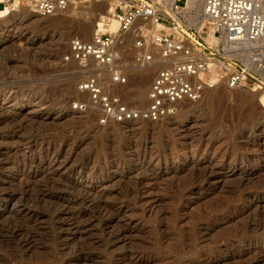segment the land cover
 <instances>
[{
  "label": "rangeland",
  "instance_id": "374dc122",
  "mask_svg": "<svg viewBox=\"0 0 264 264\" xmlns=\"http://www.w3.org/2000/svg\"><path fill=\"white\" fill-rule=\"evenodd\" d=\"M111 5L49 18L0 10V264H264V137L254 139L264 132L261 91L221 86L170 120L107 119L80 91L84 81L97 78L103 97L145 107L160 68L144 75L133 34L119 37L114 67L65 62L71 41L91 40ZM211 169L210 180L196 181ZM16 225L29 240L13 239Z\"/></svg>",
  "mask_w": 264,
  "mask_h": 264
},
{
  "label": "built area",
  "instance_id": "2783aa9c",
  "mask_svg": "<svg viewBox=\"0 0 264 264\" xmlns=\"http://www.w3.org/2000/svg\"><path fill=\"white\" fill-rule=\"evenodd\" d=\"M110 1H115L114 12L101 18L91 40L71 41L65 62L84 70L94 64L114 67L119 37L133 34L138 64L160 68L145 107L129 108L103 97L97 78L84 81L80 91L105 110L107 119L159 122L221 86L264 91V0ZM92 2L105 0H0V5L9 12L22 5L49 18ZM113 21L117 32L111 30ZM114 78L119 84L127 81L118 70Z\"/></svg>",
  "mask_w": 264,
  "mask_h": 264
},
{
  "label": "bare ground",
  "instance_id": "6f19581e",
  "mask_svg": "<svg viewBox=\"0 0 264 264\" xmlns=\"http://www.w3.org/2000/svg\"><path fill=\"white\" fill-rule=\"evenodd\" d=\"M108 2H113V6L111 5V7H110V10H105L104 11V15L106 14V15H110L111 13H113L114 12V5H115V1H108ZM112 4V3H111ZM110 6V5H109ZM104 7V6H103ZM106 7V6H105ZM23 8H26L25 6H22V5H20V6H17L16 5V7H15V9L13 10V11H7L5 8H4V6H1L0 5V10L1 11H3V12H5V13H3V14H9V16H14V13L15 12H17V11H19L20 9L23 11ZM27 9L28 8H26V9H24V10H26L27 11ZM106 9V8H105ZM29 10V9H28ZM2 15V14H1ZM0 15V16H1ZM40 17V16H39ZM102 17H107V16H101L100 17V19H98L99 21L101 20V18ZM98 22V21H97ZM38 23H39V21H38ZM116 23L117 22H115V21H113V23L111 24V30L112 31H115V32H117L118 31V29H119V25L118 26H116ZM118 24V23H117ZM86 26V25H85ZM82 27L81 28V33H82V35H84V36H88V35H90L91 33H92V30H90V28L89 27ZM117 30V31H116ZM93 35H94V31H93V33H92ZM58 42H60V43H65L66 42V40H64V38L61 36V38L58 40ZM141 66V65H140ZM142 67H147V68H145L144 69V75L145 74H148V76H150V75H152V74H154V72H155V70L157 69V66L155 65V64H145V65H143ZM123 76H125L124 74H123ZM145 77H147V76H144V78L142 77V86L140 87V91H139V94H140V98L141 99H144V97L146 96V93L144 92V88H145V85H146V82L148 81V79L147 78H145ZM127 82V81H126ZM151 88V87H150ZM217 90V89H216ZM210 92V91H209ZM149 94V93H148ZM255 96H256V98L258 99V101L262 104V106L264 107V91H261V92H258L257 94H255ZM35 97V96H34ZM3 101L4 102H12V101H14L15 103H17L18 101L17 100H19V99H16V97L14 98L13 96H3ZM19 98V97H18ZM22 98H24V97H22ZM81 98V97H80ZM29 99V98H28ZM1 100V99H0ZM220 100H221V97H220V95L218 94V95H214L209 101H210V104L212 103V104H215V103H218V102H220ZM24 101H26V100H24ZM28 102V101H27ZM30 102V101H29ZM33 102V101H32ZM241 102H243V104L246 102V103H254V99H249L248 97L246 98V97H241ZM256 102V101H255ZM34 103V102H33ZM39 104V103H38ZM256 109V108H255ZM254 115L255 114H252L251 115V117H250V119H252L251 121H254ZM263 115H264V113H263ZM263 115H261L262 117H263ZM176 116H173V117H169V118H175ZM169 118H167L168 120H170ZM167 119H164V120H167ZM7 122V121H6ZM136 122V121H135ZM203 122V121H202ZM255 122V121H254ZM10 124V123H9ZM8 124V125H9ZM205 124V123H204ZM11 125V124H10ZM206 125V124H205ZM199 126H203L202 124L201 125H199ZM11 127V126H10ZM10 129V128H9ZM210 132V131H209ZM255 134H253V136H254ZM262 137H264V132L262 133V135L261 136H255L254 137V139H257V138H262ZM253 138V137H252ZM253 139V140H254ZM248 141V140H247ZM254 142V141H253ZM250 143V141L248 142V144ZM256 143V142H255ZM247 144V147L249 148L250 146ZM252 144V143H251ZM252 145H254V144H252ZM244 146V145H243ZM247 147H245V150H246V148ZM264 148V147H263ZM140 149V151H138V156L140 157L141 155H142V153L143 152H145L144 150L145 149H142V148H139ZM208 149H211V148H208ZM218 150H220V149H218ZM258 149H256V151H257ZM264 149H262V150H260V152L262 153V151H263ZM251 151V150H250ZM258 152V151H257ZM145 153H147V150H146V152ZM214 153V152H213ZM214 155H216V153L214 154ZM225 156V155H224ZM223 156V157H224ZM236 156V155H235ZM215 157V156H214ZM217 157V156H216ZM226 157V156H225ZM260 158V157H259ZM263 158V157H262ZM258 159V158H257ZM260 160V159H259ZM236 161V160H235ZM254 161V160H253ZM53 162V161H52ZM198 163V162H197ZM196 167V166H195ZM198 167V166H197ZM199 168V167H198ZM213 168H214V166H213ZM235 169V168H234ZM31 170V169H30ZM212 170V169H211ZM33 172V171H32ZM31 172V173H32ZM199 173V172H198ZM201 173V172H200ZM214 173H215V171H210V170H206V171H203L201 174H197L196 176H195V178L197 179L196 181H198V182H200V181H208V180H210V177L212 176V175H214ZM35 174V173H34ZM33 174V175H34ZM37 174V173H36ZM216 174V173H215ZM195 175V174H194ZM34 176H36V175H34ZM78 176H80L81 177V179L82 178H85L84 177V175L83 174H78ZM201 179V180H200ZM30 180V179H29ZM28 180V181H29ZM91 180H92V178H91ZM192 180H194V178L192 179ZM200 180V181H199ZM31 181V180H30ZM195 181V180H194ZM202 181V182H203ZM197 182V183H198ZM192 183V182H191ZM196 184V183H195ZM95 209H101V211L103 210V213H108L110 216H111V211L112 210H110L108 207H101V206H98V207H96ZM113 216H118V214L117 213H113ZM260 225V224H259ZM264 227V226H263ZM9 230H10V233H11V235H12V237H13V239L14 240H18V236L19 235H21V236H24V235H26V237H27V232H24V228L22 227V226H20V225H16V226H14V227H11V228H9ZM243 231V230H242ZM245 233V232H244ZM25 239H28V237L27 238H25ZM29 240V239H28ZM24 241H27V240H24ZM23 242V241H22ZM19 247H21V244L20 245H18V248ZM262 247H264V246H262ZM14 254V253H13ZM14 257H16L15 255H14Z\"/></svg>",
  "mask_w": 264,
  "mask_h": 264
}]
</instances>
